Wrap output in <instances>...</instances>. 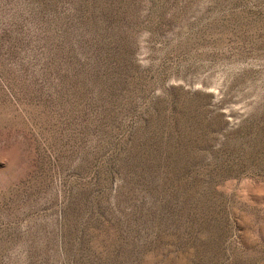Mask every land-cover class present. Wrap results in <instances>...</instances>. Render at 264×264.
I'll return each instance as SVG.
<instances>
[{
    "label": "rangeland",
    "instance_id": "1",
    "mask_svg": "<svg viewBox=\"0 0 264 264\" xmlns=\"http://www.w3.org/2000/svg\"><path fill=\"white\" fill-rule=\"evenodd\" d=\"M0 264H264V0H0Z\"/></svg>",
    "mask_w": 264,
    "mask_h": 264
}]
</instances>
